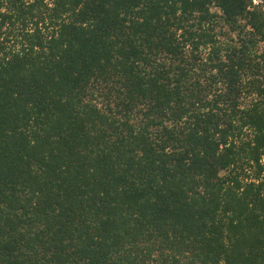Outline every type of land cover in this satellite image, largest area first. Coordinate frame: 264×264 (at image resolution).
Masks as SVG:
<instances>
[{"label":"trees","instance_id":"trees-1","mask_svg":"<svg viewBox=\"0 0 264 264\" xmlns=\"http://www.w3.org/2000/svg\"><path fill=\"white\" fill-rule=\"evenodd\" d=\"M0 264H264L260 5L0 0Z\"/></svg>","mask_w":264,"mask_h":264},{"label":"built area","instance_id":"built-area-1","mask_svg":"<svg viewBox=\"0 0 264 264\" xmlns=\"http://www.w3.org/2000/svg\"><path fill=\"white\" fill-rule=\"evenodd\" d=\"M252 1V4L254 5H260V2H258L257 0H251ZM262 1V0H261ZM264 1V0H263ZM262 1V2H263ZM261 8L264 10V6L262 5Z\"/></svg>","mask_w":264,"mask_h":264},{"label":"rangeland","instance_id":"rangeland-1","mask_svg":"<svg viewBox=\"0 0 264 264\" xmlns=\"http://www.w3.org/2000/svg\"><path fill=\"white\" fill-rule=\"evenodd\" d=\"M257 1L260 2V7H261L262 5L264 6V1H263V0H262L263 2H262L261 0H257ZM251 2H252V1H251ZM212 9H213V10H216L215 7H212ZM261 9H262V8H261Z\"/></svg>","mask_w":264,"mask_h":264}]
</instances>
